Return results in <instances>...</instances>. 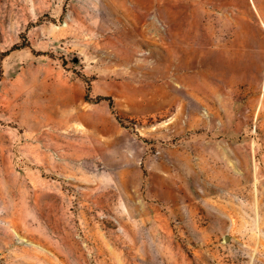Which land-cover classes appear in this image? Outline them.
I'll use <instances>...</instances> for the list:
<instances>
[{
  "label": "rangeland",
  "instance_id": "374dc122",
  "mask_svg": "<svg viewBox=\"0 0 264 264\" xmlns=\"http://www.w3.org/2000/svg\"><path fill=\"white\" fill-rule=\"evenodd\" d=\"M0 264H264V0H0Z\"/></svg>",
  "mask_w": 264,
  "mask_h": 264
}]
</instances>
